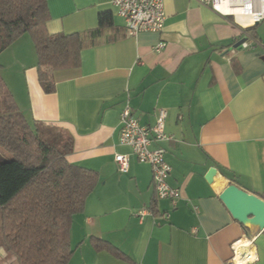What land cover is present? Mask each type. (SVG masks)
Listing matches in <instances>:
<instances>
[{
    "label": "crops",
    "instance_id": "0c3cea01",
    "mask_svg": "<svg viewBox=\"0 0 264 264\" xmlns=\"http://www.w3.org/2000/svg\"><path fill=\"white\" fill-rule=\"evenodd\" d=\"M46 4L49 33H86L110 15L77 67L51 72L50 93L39 85L33 42L13 52L22 34L0 53V77L25 118L64 130L72 139L66 160L98 174L72 217L68 264L76 253L78 264H226L239 239L251 241L248 264H264V230L239 224L219 199L229 183L264 199L262 21L254 39L244 31L251 20L237 17L242 25L197 0H163V29L131 35L111 0ZM248 37L253 47H233ZM159 42L165 46L156 51ZM126 104L144 125L154 124L157 109L166 112L164 131L173 140L151 147L165 150L167 181L181 193L174 206L156 197L150 166L118 142ZM115 153L129 156L127 172L118 171ZM210 168L218 172L212 184ZM141 209L147 213L139 217ZM95 238L120 257L94 248Z\"/></svg>",
    "mask_w": 264,
    "mask_h": 264
},
{
    "label": "trees",
    "instance_id": "16d2710c",
    "mask_svg": "<svg viewBox=\"0 0 264 264\" xmlns=\"http://www.w3.org/2000/svg\"><path fill=\"white\" fill-rule=\"evenodd\" d=\"M48 19L46 0H0V53L20 35L29 34L38 82L45 93L54 89L51 72L77 67L81 49L95 43L110 15L102 14L95 30L72 34L49 33ZM244 31L256 38L255 24ZM37 124L43 123L25 118L0 77V147L12 154L9 160L0 159L1 245L17 264H68L73 253L72 217L82 210L98 174L66 160L72 151L69 135L68 143L61 146L56 139L47 142ZM91 242L94 248H106L120 257L102 240Z\"/></svg>",
    "mask_w": 264,
    "mask_h": 264
},
{
    "label": "built area",
    "instance_id": "2783aa9c",
    "mask_svg": "<svg viewBox=\"0 0 264 264\" xmlns=\"http://www.w3.org/2000/svg\"><path fill=\"white\" fill-rule=\"evenodd\" d=\"M197 2L202 5H209L221 14L231 15L236 21H238L237 15L253 16L250 25L264 20V0H197ZM111 3L117 15L124 19L125 28L129 34L135 35L141 31L157 32L163 29L165 18L163 0H111ZM238 22L243 25L242 22ZM248 38L250 41H243L240 48L253 47L249 43H253V39ZM164 46L163 42H159L154 46V50L159 51ZM165 117V110L159 108L154 124L144 125L131 114L129 105L126 104L119 114L118 142L128 146L138 162L150 166L156 197L168 199L174 206L177 200L181 198V193L178 188L170 186L167 181L171 168L165 159V150L160 146L151 147L153 142L173 140V136L164 131ZM113 159L120 173L128 171L129 156L127 154L115 153ZM193 210L197 212L198 208L193 206ZM146 213L147 210L141 209L137 215L141 217ZM167 217L168 214L163 215V218ZM240 241L239 239L232 243V257L226 264H238L235 260L237 246L250 248V240H247L249 246H245L246 244L239 246L238 242ZM242 258H244L243 264H248L254 261L255 256L251 258L250 254L243 252Z\"/></svg>",
    "mask_w": 264,
    "mask_h": 264
},
{
    "label": "water",
    "instance_id": "95a60500",
    "mask_svg": "<svg viewBox=\"0 0 264 264\" xmlns=\"http://www.w3.org/2000/svg\"><path fill=\"white\" fill-rule=\"evenodd\" d=\"M257 23V22H255ZM233 47H240L241 42ZM218 172L216 168H210L205 180L212 184ZM219 199L232 218L244 227H250L258 231L264 230V199L254 193L247 192L234 183L227 184L219 193Z\"/></svg>",
    "mask_w": 264,
    "mask_h": 264
},
{
    "label": "rangeland",
    "instance_id": "374dc122",
    "mask_svg": "<svg viewBox=\"0 0 264 264\" xmlns=\"http://www.w3.org/2000/svg\"><path fill=\"white\" fill-rule=\"evenodd\" d=\"M259 27L261 29H264V21H262L260 23ZM22 36L23 37H21V39L15 41L14 44H16V45H13V48H14L13 52H15V48H19V49L25 48L28 50L26 40H27V42H29V44H32V40H31L29 34L24 33ZM37 128L40 131V137L42 139L46 140L47 142L56 139V140H58L59 143H61L60 144V146H61L64 143L67 144L69 141L68 134L64 130L60 129L59 127H57L55 125L37 124ZM28 143H31L29 136H28ZM33 147H34V145H33ZM31 148H32V145H31ZM1 158L5 159V160H9L12 158V154L10 152H8L5 148L0 147V159ZM78 256H79L78 253H76V256L74 257L73 261L70 262V264H78L74 261L78 258ZM0 264H17L15 256L8 253L6 251V249L1 245V240H0Z\"/></svg>",
    "mask_w": 264,
    "mask_h": 264
},
{
    "label": "bare ground",
    "instance_id": "6f19581e",
    "mask_svg": "<svg viewBox=\"0 0 264 264\" xmlns=\"http://www.w3.org/2000/svg\"><path fill=\"white\" fill-rule=\"evenodd\" d=\"M237 17H240V18H244V19H247V20H252L253 19V16H241V15H237ZM239 246H241L242 244H246L245 246H249V242L247 240H241L240 242H238ZM247 253V254H250V257L253 258L254 255H253V252L250 250V248L248 247H238L236 248V257H235V260L238 264H243V259L242 258V253Z\"/></svg>",
    "mask_w": 264,
    "mask_h": 264
}]
</instances>
